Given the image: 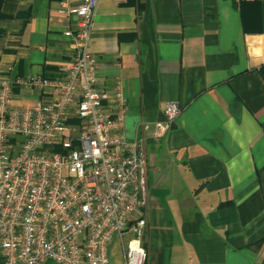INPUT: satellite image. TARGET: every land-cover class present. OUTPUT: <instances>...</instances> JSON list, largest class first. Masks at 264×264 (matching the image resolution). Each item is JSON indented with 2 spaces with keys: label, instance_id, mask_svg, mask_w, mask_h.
<instances>
[{
  "label": "crops",
  "instance_id": "0c3cea01",
  "mask_svg": "<svg viewBox=\"0 0 264 264\" xmlns=\"http://www.w3.org/2000/svg\"><path fill=\"white\" fill-rule=\"evenodd\" d=\"M81 1L4 0L0 77L59 75L78 23L65 6ZM239 1L99 0L91 51L146 149V264H264V32L244 31ZM14 92L19 106L43 98ZM170 100L182 112L155 138ZM111 259L124 264L118 241Z\"/></svg>",
  "mask_w": 264,
  "mask_h": 264
},
{
  "label": "built area",
  "instance_id": "2783aa9c",
  "mask_svg": "<svg viewBox=\"0 0 264 264\" xmlns=\"http://www.w3.org/2000/svg\"><path fill=\"white\" fill-rule=\"evenodd\" d=\"M99 0L65 6L72 58L55 77H0V264H146L148 190L144 139L126 136L128 101L119 79L106 85L91 51ZM14 83L41 91L16 105ZM164 136L182 112L163 105ZM143 123V122H142ZM142 126H145L143 123Z\"/></svg>",
  "mask_w": 264,
  "mask_h": 264
},
{
  "label": "trees",
  "instance_id": "16d2710c",
  "mask_svg": "<svg viewBox=\"0 0 264 264\" xmlns=\"http://www.w3.org/2000/svg\"><path fill=\"white\" fill-rule=\"evenodd\" d=\"M4 0H0V21L7 16L2 10ZM234 3L236 4L235 0ZM242 14V24L245 32H264V0H241L238 3ZM264 73V66L261 68Z\"/></svg>",
  "mask_w": 264,
  "mask_h": 264
},
{
  "label": "rangeland",
  "instance_id": "374dc122",
  "mask_svg": "<svg viewBox=\"0 0 264 264\" xmlns=\"http://www.w3.org/2000/svg\"><path fill=\"white\" fill-rule=\"evenodd\" d=\"M48 264H57V263L53 261H49Z\"/></svg>",
  "mask_w": 264,
  "mask_h": 264
}]
</instances>
